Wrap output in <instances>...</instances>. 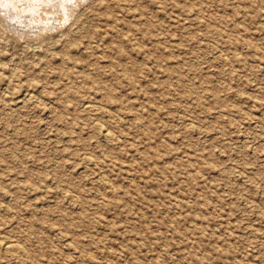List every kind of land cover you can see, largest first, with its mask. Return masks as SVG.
I'll list each match as a JSON object with an SVG mask.
<instances>
[{"label": "rangeland", "instance_id": "1", "mask_svg": "<svg viewBox=\"0 0 264 264\" xmlns=\"http://www.w3.org/2000/svg\"><path fill=\"white\" fill-rule=\"evenodd\" d=\"M68 6L0 5V264H264V0Z\"/></svg>", "mask_w": 264, "mask_h": 264}, {"label": "bare ground", "instance_id": "2", "mask_svg": "<svg viewBox=\"0 0 264 264\" xmlns=\"http://www.w3.org/2000/svg\"><path fill=\"white\" fill-rule=\"evenodd\" d=\"M51 4H55L58 7L59 12H61L62 14L66 13V11L68 10V0H61V2L59 4L57 3H51ZM51 4L48 3H44V4H34L31 2V0H27V2H25V0H3V6L10 8L12 11H14L15 13V20H19L22 18H29L30 23L33 24H37V25H46L48 22H50V20L52 18H54V15L52 13L51 16H48L46 19H42L40 18L39 14H40V10L42 5L45 6H49ZM54 6V5H53ZM55 8V7H54ZM8 10V9H7ZM42 11V10H41ZM6 12V11H5ZM8 12V11H7ZM44 12V11H42ZM4 13V11H3ZM2 13V14H3ZM45 13V12H44ZM8 16V15H7ZM66 17V16H65ZM12 19V17H11ZM10 20V19H8ZM23 20V19H22ZM21 20V21H22ZM54 20V19H53ZM13 22L12 20H10V23ZM29 23V24H30ZM50 24V23H49ZM30 26V25H29ZM28 26V27H29ZM27 27V28H28ZM22 28V27H21ZM34 28V27H32ZM36 28V27H35ZM24 30V29H23ZM28 31V30H27ZM31 31V30H30ZM27 96V95H26ZM31 98H33L32 96H29ZM31 98H29V100H32ZM27 100V98H26ZM90 104V103H89ZM92 105V104H91ZM85 106V105H84ZM93 106V105H92ZM92 106H86L85 110L89 111V112H95V108ZM96 107V105H95ZM97 108V107H96ZM98 109V108H97ZM96 120V119H95ZM94 128L95 130L100 134L103 135L105 138H107L108 140H113L115 137L113 136L114 134L108 130V128H106L102 123H100L99 121H95L94 122ZM92 160V159H91ZM104 182V181H103ZM19 245L15 244V242H10L4 239H0V250L5 252L8 255L11 256H15L16 254H18L20 252V249L18 247Z\"/></svg>", "mask_w": 264, "mask_h": 264}, {"label": "snow or ice", "instance_id": "3", "mask_svg": "<svg viewBox=\"0 0 264 264\" xmlns=\"http://www.w3.org/2000/svg\"><path fill=\"white\" fill-rule=\"evenodd\" d=\"M25 2H27V0H25ZM32 3L34 4H44V3H48V4H51V3H57L59 4L61 2V0H31ZM69 3L72 2V0H68ZM3 4V0H0V5Z\"/></svg>", "mask_w": 264, "mask_h": 264}]
</instances>
